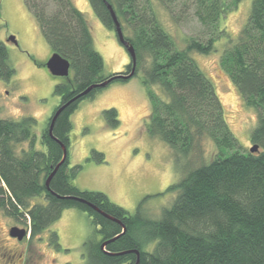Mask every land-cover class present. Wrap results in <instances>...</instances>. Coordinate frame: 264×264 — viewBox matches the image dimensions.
Segmentation results:
<instances>
[{"label": "trees", "instance_id": "obj_1", "mask_svg": "<svg viewBox=\"0 0 264 264\" xmlns=\"http://www.w3.org/2000/svg\"><path fill=\"white\" fill-rule=\"evenodd\" d=\"M156 1L175 20L181 15L175 11L178 5L181 13L185 8L192 9L205 26L207 37H186L184 47L179 48L153 0H88L100 22L115 32L106 2L111 5L124 38L133 46V76L139 68L143 70L150 106L144 124L147 133L172 149L177 164L194 152L200 160L167 186L166 191L175 194L169 205L161 209L159 218L152 219L142 212L146 197L131 213L101 191L82 190L70 183L81 167H68L70 115L81 100L92 98L105 86L66 104L54 121L52 135L51 117L86 87L117 72L102 75L103 60L93 47L87 20L71 0H24L51 53L57 52L69 61L72 77H63L54 86L60 102L41 130L44 150L35 147L34 117H0V211L24 223L29 230L28 238L24 237L28 241L39 237L64 209L86 212L101 236L100 240L89 238L84 242L87 264H134L135 252L113 254L132 249L138 251V264H264V0H251L247 19L233 39L219 23L241 0ZM222 36L228 42L219 55V64L245 105L256 113L250 131L252 145H258L255 152L242 147L234 136L212 82L191 56V52L210 53L215 40ZM130 65L129 61L121 72L128 73ZM14 73L6 45L0 40V79L9 80ZM128 79L114 78L108 84ZM153 85L159 86L161 94ZM102 113L106 124H118L114 107ZM206 137L216 148L204 160L200 144ZM23 142L27 146H22ZM62 145L67 154L47 186L48 176L62 159ZM91 157L104 161L103 153L93 149ZM62 196H76L85 202ZM37 197L44 201L34 202ZM116 235L103 250L101 243ZM57 240L56 231H51L50 244L60 248Z\"/></svg>", "mask_w": 264, "mask_h": 264}, {"label": "rangeland", "instance_id": "obj_2", "mask_svg": "<svg viewBox=\"0 0 264 264\" xmlns=\"http://www.w3.org/2000/svg\"><path fill=\"white\" fill-rule=\"evenodd\" d=\"M153 1L165 29L179 48L184 47L186 37H207L205 26L192 9L185 8L181 13L178 5L175 11L181 15L175 20L163 6ZM71 2L87 20L93 47L103 60L102 75L124 71L130 58L115 32L100 22L88 0ZM250 2L241 0L220 20L219 27L223 26L230 38H235L245 23ZM10 35L14 36L16 43L8 40ZM0 40L5 43L8 62L15 69L9 80L0 79V117L14 120L26 115L34 117L35 147L44 150L40 133L60 102L59 96L53 92L54 86L64 78L54 77L46 69L45 61L51 50L24 0H0ZM227 42V37L222 36L215 40L210 53L191 52V56L212 82L230 130L242 147L249 150L252 146L250 131L255 125L256 113L245 105L219 64V55ZM68 76L72 77V73L69 72ZM143 76V70L139 68L128 80L113 81L92 98L79 102L70 115L72 129L69 133L68 167L81 166L71 179L72 185L82 190L101 191L131 213L146 197L142 212L148 218L157 219L161 209L169 205L175 195L166 191L167 186L179 180L189 165L195 166L200 160L194 152L188 158H181L177 164L172 149L147 133L144 124L150 106ZM152 88L161 94L158 85ZM109 107L117 110L119 122L115 127L106 124L102 113ZM21 145L27 146V142ZM200 145L204 160L209 159L216 148L213 142L206 137L201 139ZM92 149L102 152L104 161L88 158ZM43 201L40 197L34 199V202ZM11 226L25 228L23 222L15 221L0 211V264H87L83 257L87 252L84 242L89 238H101L87 213L77 208L64 209L60 217L32 241L9 236ZM51 231H56L60 248L50 244Z\"/></svg>", "mask_w": 264, "mask_h": 264}, {"label": "water", "instance_id": "obj_3", "mask_svg": "<svg viewBox=\"0 0 264 264\" xmlns=\"http://www.w3.org/2000/svg\"><path fill=\"white\" fill-rule=\"evenodd\" d=\"M107 8L109 9L114 22H115V33H116V37L118 38V40L120 41V43H122V45L125 47L126 51L129 54L130 57V70L128 71V73H122L117 72L115 75H112L110 77H108L107 79L99 82V83H94L89 85L88 87H86L83 91L79 92L77 95L73 96L69 101H67L66 103L62 104L61 106H59L55 112L53 113L51 120H50V124H49V133L52 135V127L54 124V121L56 119V117L58 116V114L60 113V111L66 106V104H68L70 101L81 97L85 94H87L88 92L91 91V89L96 88V87H104L106 85H108V83L113 80L114 78H124V79H128L130 77L133 76V74L135 73V66H136V57H135V53H134V49L133 46L124 38L123 32L121 30L120 27V23L117 21L115 12L113 11L111 5L109 3L106 2ZM8 40H10L11 42L16 43V40L14 38V36L10 35L8 37ZM45 67L48 70L49 74L54 76V77H68L69 75V71H70V63L69 61L62 57L59 53L57 52H52L49 57L47 58V60L45 61ZM63 148V156L62 159L59 161V163H57V165L54 167L53 171L50 173V175L48 176L47 180H46V185L48 186L49 180L51 179V177L53 176V174L56 172V170L58 169V167L61 165V163L63 162L66 154H67V149L64 145H62ZM258 150V145L257 144H253L249 151L250 152H255ZM62 197H66V198H71V199H75L81 202H85L84 199L76 197V196H62ZM92 206V205H90ZM96 211L102 213L97 207L92 206ZM103 215L109 217L108 215L102 213ZM125 228L123 226L122 228V233L124 232ZM29 231L26 228H22V227H18V226H11L9 229V235L11 237L16 238L17 240H22L24 237H28ZM118 235L107 239L105 241H103L101 243V248L104 250V246L112 241L113 239H115ZM127 252H135L137 254V259L136 262L134 264H138L139 261V256H138V251L137 250H127V251H121L118 253H113V254H123V253H127Z\"/></svg>", "mask_w": 264, "mask_h": 264}, {"label": "flooded vegetation", "instance_id": "obj_4", "mask_svg": "<svg viewBox=\"0 0 264 264\" xmlns=\"http://www.w3.org/2000/svg\"><path fill=\"white\" fill-rule=\"evenodd\" d=\"M51 54V53H50ZM8 233H9V231H8ZM10 236V235H9Z\"/></svg>", "mask_w": 264, "mask_h": 264}]
</instances>
